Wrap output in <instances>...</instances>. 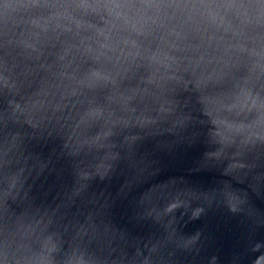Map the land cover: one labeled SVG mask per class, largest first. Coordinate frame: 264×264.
I'll use <instances>...</instances> for the list:
<instances>
[{
  "label": "water",
  "instance_id": "1",
  "mask_svg": "<svg viewBox=\"0 0 264 264\" xmlns=\"http://www.w3.org/2000/svg\"><path fill=\"white\" fill-rule=\"evenodd\" d=\"M0 264H264V0H0Z\"/></svg>",
  "mask_w": 264,
  "mask_h": 264
}]
</instances>
